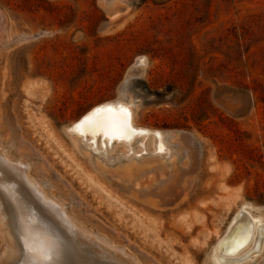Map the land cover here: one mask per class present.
<instances>
[{
  "label": "rangeland",
  "instance_id": "obj_1",
  "mask_svg": "<svg viewBox=\"0 0 264 264\" xmlns=\"http://www.w3.org/2000/svg\"><path fill=\"white\" fill-rule=\"evenodd\" d=\"M0 12L33 37L0 48V143L81 222L144 264H215L247 201L264 222V0H0ZM119 98L138 126L183 142L128 156L73 137ZM262 238L225 264H264Z\"/></svg>",
  "mask_w": 264,
  "mask_h": 264
},
{
  "label": "bare ground",
  "instance_id": "obj_2",
  "mask_svg": "<svg viewBox=\"0 0 264 264\" xmlns=\"http://www.w3.org/2000/svg\"><path fill=\"white\" fill-rule=\"evenodd\" d=\"M122 0H101L112 9ZM117 14L113 11V17ZM42 31L39 35H45ZM30 34H10L0 12V48L29 41ZM145 55L131 64L129 75L143 72ZM136 108L122 98L95 106L74 122L69 131L78 141L122 154L168 155L170 141L183 142L179 131L138 126ZM11 144L0 143V264H144L128 248L81 222L66 204L30 175V164L10 154ZM261 206L245 202L227 233L213 248L215 264L247 258L262 247Z\"/></svg>",
  "mask_w": 264,
  "mask_h": 264
}]
</instances>
